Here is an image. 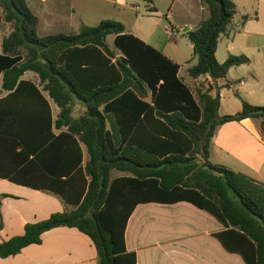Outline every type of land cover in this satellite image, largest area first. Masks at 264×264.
Masks as SVG:
<instances>
[{
    "label": "trees",
    "instance_id": "1",
    "mask_svg": "<svg viewBox=\"0 0 264 264\" xmlns=\"http://www.w3.org/2000/svg\"><path fill=\"white\" fill-rule=\"evenodd\" d=\"M140 1L157 12L153 0ZM201 1L209 16L184 34L197 60L189 75L217 81L250 60L231 56L218 62L219 39L237 6L232 0ZM1 23L11 25V32L0 37V86L9 92L0 99V119L8 149L22 165L8 175L74 209L26 224L23 235L0 244V260L68 227L93 241L99 264H138L126 245L136 208L187 202L223 225L214 236L228 252L246 264H264V184L209 161L218 127L264 120V106L243 101L241 112L221 117L219 91L215 97L210 90L195 94L179 77L178 64L115 20L41 36L27 0H0ZM109 36L115 37L112 47ZM28 72L37 81L25 80ZM49 100L60 108L57 119ZM77 102L86 111L74 118ZM113 171L130 175L113 178Z\"/></svg>",
    "mask_w": 264,
    "mask_h": 264
},
{
    "label": "crops",
    "instance_id": "2",
    "mask_svg": "<svg viewBox=\"0 0 264 264\" xmlns=\"http://www.w3.org/2000/svg\"><path fill=\"white\" fill-rule=\"evenodd\" d=\"M27 1L39 18L38 33L41 36L78 33L82 26H87L82 15L87 3L93 5V13L103 16L99 23L103 20L119 21L118 17L124 18L122 12L126 9L139 10L136 0ZM232 1L237 6V13L219 39L216 58L219 63H224L231 56H245L250 62L231 68L226 78L217 81L207 75L199 78L189 75V70L197 63L191 42L189 53L180 56V53L168 49L163 40L165 37L168 42H176L178 36H186L187 28L194 30L209 16L201 0H172L159 34H148L139 26L121 21L128 33L178 64L179 77L195 94L198 90H210V95L215 97L219 91L221 117L241 112L243 101L253 106H264V0ZM180 18L183 21L178 22ZM169 29L175 32L174 38L168 36ZM0 37L1 40L4 38L1 33ZM31 74L36 79L32 72L23 78L35 81L28 78ZM8 95L9 92L0 86V99ZM146 101L151 102V98ZM49 104L53 119H57L60 108L51 100ZM76 109H81L82 115L86 111L77 102L74 118L82 116L75 114ZM4 123L0 119V244L23 235L28 223L40 222L52 214L74 209L52 192L11 181L8 174L14 175L22 165L14 152L8 149ZM52 133H55L54 128ZM82 148L86 161L87 152L84 146ZM209 161L264 184V120L246 119L218 127ZM114 172L119 171L112 174ZM120 173L122 175L116 177L130 175ZM223 230V225L215 217L187 202L140 204L128 222L126 245L129 252L136 253L138 264H246L240 255L228 252L215 238L214 234ZM0 264H99V256L87 235L75 228L60 227L44 233L40 245H31L16 256L1 259Z\"/></svg>",
    "mask_w": 264,
    "mask_h": 264
},
{
    "label": "rangeland",
    "instance_id": "3",
    "mask_svg": "<svg viewBox=\"0 0 264 264\" xmlns=\"http://www.w3.org/2000/svg\"><path fill=\"white\" fill-rule=\"evenodd\" d=\"M137 5L139 6L138 11H134L131 9H126L122 12L124 18L121 16L118 17L120 19L118 22L124 21L127 25L134 24L142 28L148 34H159L162 29V21L165 20V15L167 14V9L171 6L172 0H155L154 6L157 8L158 12L150 13L148 11L147 4L143 1L136 0ZM85 10L82 12L84 17V22L87 26L93 27L98 25L100 19L103 17L96 13H93V5L87 3L85 5ZM180 17V16H178ZM183 17V16H182ZM130 19V22H129ZM183 21L182 18L178 19V22ZM122 23V22H121ZM131 23V24H130ZM2 24V23H1ZM183 30V29H182ZM11 32V25L2 24L0 27V33L2 37L7 36ZM163 40L166 41V46L168 49H171L173 52L180 53V56H185L189 53L190 41L187 37L176 38V42H168V40L164 37ZM114 36H109L107 39V43L109 46H113ZM28 78L35 79L34 75H29ZM37 81V79H35ZM81 109H76L75 114L77 116L82 115ZM122 173L114 172L113 176H120Z\"/></svg>",
    "mask_w": 264,
    "mask_h": 264
},
{
    "label": "built area",
    "instance_id": "4",
    "mask_svg": "<svg viewBox=\"0 0 264 264\" xmlns=\"http://www.w3.org/2000/svg\"><path fill=\"white\" fill-rule=\"evenodd\" d=\"M167 34L170 38H174L176 36L175 32L172 29H169Z\"/></svg>",
    "mask_w": 264,
    "mask_h": 264
},
{
    "label": "water",
    "instance_id": "5",
    "mask_svg": "<svg viewBox=\"0 0 264 264\" xmlns=\"http://www.w3.org/2000/svg\"><path fill=\"white\" fill-rule=\"evenodd\" d=\"M189 31V29L187 28L186 30H185V32H188Z\"/></svg>",
    "mask_w": 264,
    "mask_h": 264
}]
</instances>
